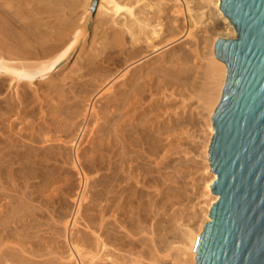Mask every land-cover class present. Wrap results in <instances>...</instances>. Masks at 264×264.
Here are the masks:
<instances>
[{
	"label": "bare ground",
	"instance_id": "1",
	"mask_svg": "<svg viewBox=\"0 0 264 264\" xmlns=\"http://www.w3.org/2000/svg\"><path fill=\"white\" fill-rule=\"evenodd\" d=\"M203 1L205 0H0V264H145L143 258L148 254V247L144 248L142 254L135 252V243L129 239V235H120L116 223L107 222L101 233H98V229L93 230L94 235L92 232L87 233L93 239L81 229L74 228L79 225V218H84L83 211L81 212L84 202L86 211L91 207L94 209V196L99 193L92 191V188L102 185L107 195L114 191L127 193L129 189L137 192L140 190L137 186L140 179L134 170L133 156L122 155L117 167L110 159L111 166L108 169L111 173L102 179L91 180L90 173L95 170L97 155L106 146L105 141L111 130L114 133L121 131L122 136L127 137L126 135L131 136L139 128L142 131L140 135L148 134L154 142L161 139L163 132L155 135L153 123L149 121L155 108L152 105L160 106V102L156 104L155 96L162 86L190 82L193 66H188L189 53L181 47L185 42L179 47L182 49L180 54L171 52V57L170 54H162L155 63L143 62V59L148 56L149 49L151 52L153 49L159 51L184 36L195 38L198 32L194 29L198 24L202 26L206 14L198 12L205 8ZM207 1L213 3V0ZM192 2H195L193 7L196 8L194 14ZM214 4L221 13L220 0H215ZM90 8L96 23L92 47L85 55L79 54L71 77L64 75L63 79H58L60 74L55 75V71L60 63L73 56L78 43H82L81 52L86 47ZM188 16L194 18L190 26L186 25ZM224 18L229 30L226 34L234 37L237 34L235 28L227 17ZM203 25V35L213 32L215 35L219 34L216 31L217 25L210 22ZM185 29L184 35L177 38V31L183 33ZM90 36L91 34L89 39ZM217 39L218 37L210 42L211 59L208 57L210 62L206 64L207 71L202 72L210 77H205L208 79L207 83L216 81L217 86L215 88V84H209L215 91L206 92L204 97L203 91L210 89L209 85L206 84L209 88L205 87L201 92L202 103L207 111L202 112L208 115L206 122L209 126L206 149L215 131L211 116L221 98L227 75L226 64L214 55ZM173 50L176 51L174 48ZM132 65L134 66L131 67ZM110 78L120 81L112 80L114 83L109 85ZM67 79H70L71 85L66 82ZM106 82L108 88L104 86ZM75 85L80 87L79 91ZM40 90L42 96L39 95ZM8 92H15L16 96L9 95ZM150 96L154 97L150 103L145 104ZM39 98L46 101L44 104L47 106L43 105L46 109L40 106L37 113L36 106L30 108L29 104H35ZM103 98L106 101L102 102ZM67 104L70 107L67 108ZM139 105H145L140 110L142 114L138 112ZM161 112L163 111L159 113ZM38 119H43V124L36 122ZM163 122L164 120L160 124ZM208 157L207 150L206 160L210 168ZM61 161L70 164L78 175V184L73 192L78 207L62 218L65 220L64 230L50 233L51 239H45V248L52 243L53 245L44 249L41 242L43 235L29 231L34 228L39 229L38 232L42 230V225L34 218L38 215L36 196L20 188L15 189V176L28 183L33 178L54 171ZM149 170L151 169L147 167V171ZM210 176L204 185L208 194L207 205L203 207L204 217L196 228L184 232V251L178 257L180 260L177 264H187V260L181 256H189V264H196L197 253L193 251V247L206 222L211 220L208 216L210 208L219 198V195L212 193L210 187L217 179V174L211 172ZM116 186L119 187L117 190ZM16 191H20L21 195L15 194ZM50 191L49 197H53L55 190ZM109 205L102 207L101 212L96 206L101 216L100 226ZM85 218L90 227L93 219L90 216ZM121 222L131 228L134 226L132 220L127 218ZM19 227L25 234L19 233ZM62 238L64 246H59ZM107 240H112L113 245L129 248V254L125 253L123 256L124 253L121 252L120 256L123 257L100 256L101 250L108 246ZM54 245L57 249L55 251ZM53 254L58 256L47 257ZM35 258L44 260L38 262ZM102 260L106 262L103 263Z\"/></svg>",
	"mask_w": 264,
	"mask_h": 264
},
{
	"label": "rangeland",
	"instance_id": "2",
	"mask_svg": "<svg viewBox=\"0 0 264 264\" xmlns=\"http://www.w3.org/2000/svg\"><path fill=\"white\" fill-rule=\"evenodd\" d=\"M214 1L215 0H213V3L208 1L207 3L206 0L203 1L202 3L205 5V8L203 10L199 9L198 12L206 13L203 18V24H208V22H210L217 25L216 31L219 34L215 35L216 33L213 32V34L205 33V35H203L204 25L202 24V26H200L198 24L194 29L196 30L195 32H198V35L200 34L201 38H204L205 36L206 38L201 39L198 35L193 39L191 37L184 36L180 40L168 44L165 46V48L163 47L160 50L158 49L159 51L155 50V52L153 49L152 53L151 49H149L148 56L143 59V62L150 61V63H155L160 59L162 54H170L169 56L171 57V52L180 54L182 52L181 50L184 48V50L189 53L190 57V59H188L189 65H187L190 67L193 66V69L190 72V76L192 77L190 82L182 85L179 83H174L175 85L169 84V86H165L166 88L162 86L161 91L155 96L156 104L160 102V106L152 105L155 106V108L149 121L153 123L152 129H155V135H159L161 132H163L161 139L159 141L155 140L154 142L150 140L148 134L140 135V132L142 131L139 128H137L136 131H133L130 134L131 136L126 135L127 137H123L121 131H119V133H114L111 130L110 136H108L105 141L106 146H104L103 151L101 150L99 152L100 155H97L98 157L95 170L90 173L92 176L91 180L102 179L111 173V171L108 169V167L111 166L109 163L110 159L115 162L113 165L117 167L120 164L122 155H125V157L133 156V165L135 166L134 170L140 179V183H138L137 186H139L140 190L143 191L139 190L137 192L134 191V189H129L127 193H116L114 191L112 193L108 192L107 195V191H105V188L102 185L92 188V191H97L99 193L95 195L96 197L94 196L96 203L93 205L94 209L91 207L86 211L84 202L81 208V212L83 211L82 217L84 216V218H79V225L74 228V230L81 229V231H84L85 234H91L92 232V235H94L93 230L98 229V233L103 232L101 229H105L104 227L107 222L112 224L116 223L115 225L120 235L123 237L129 235V239L135 243V249H137L134 250L135 252H140L139 254H142L144 248L148 247V254L143 258L145 264H177L178 260H180L179 258L181 252L184 251V232L187 229L196 228L201 223V220L204 217V208L208 202V194L206 193L204 185L207 183L209 177H211L210 175L212 171L211 166L208 168V161L206 160L207 150H209V147L206 149L209 126L207 124L208 120L206 119L208 115L205 112H202L206 111L205 105L202 103V99L204 95H206V92L209 91L210 93V90L215 91L213 86H211V89L210 85H214L216 81L210 83L212 82L210 80H213L210 79V82L207 83L206 79L210 77L207 75V73L204 75L202 72L205 73L207 71L206 68L208 66L206 64H208L207 62H210L209 60L211 59L210 44L212 43L213 39L215 40L216 37L231 39L237 37V34L234 37L232 35L228 36L226 34L229 30L227 28V22L224 18L225 15L222 13V11L219 13L220 11H218ZM194 4L195 2H192L191 7H193ZM90 10L91 18L88 19L87 23V41L86 43L84 42L86 47L83 48V51L81 52L80 50L82 48V43H78L79 45H77L73 56H71L67 61L65 60L60 63L58 69L55 71V75L60 74L58 79H63L65 76L71 77L74 73L73 71H75L76 61L79 54L84 53L83 55H85L92 47L91 43L96 23L93 19L94 14L92 8H90ZM193 11L194 12L192 13L194 14L196 11L195 7H193ZM210 15L212 18H210ZM73 17L75 18V16ZM187 19L186 25L190 26V23L194 18H189L188 16ZM186 29L183 33L177 31L176 37L178 38L183 36L186 32ZM197 30H199L200 33ZM89 34H91L90 39ZM207 40L208 42H205ZM187 41L189 43H186ZM182 42L185 43L181 45ZM180 45L182 49L179 48ZM98 46H100V44H98ZM176 47H178L180 50L177 51L178 48ZM173 48L176 49V51H174ZM190 54L192 56H190ZM208 57H210V59ZM133 66L134 65L131 67ZM205 77L207 78L205 79ZM110 79V83H108L109 85L120 81V79L117 78L114 80L113 78ZM69 80L70 79H67L66 82H69ZM107 82L106 85L104 84L105 88L109 87V85L107 86ZM35 83V85H37V81ZM70 83L71 82H69V84ZM206 84H210V89L207 90L205 88H209L206 86ZM75 86L77 87L78 85ZM32 87L35 88L36 86ZM214 87H217L216 84ZM105 88L103 89V92L105 91ZM203 89H206V91H203L204 94L202 97L201 92ZM79 90L80 87L78 86L77 91ZM8 93L9 95L15 94V92ZM39 93V95L42 96L41 90ZM199 95L200 97H198ZM150 97L147 98L148 100L146 99L147 101L145 104L150 103L152 97L154 96ZM39 99L35 104H29L30 108L36 106L37 113L40 106L43 107V105H46L44 104L46 101L44 102L42 98ZM71 99L72 97H70V102L72 101ZM97 99H99V96ZM97 99H95V101ZM101 101L104 102L106 99L103 98ZM46 106L43 108L46 109ZM66 107L68 108L70 105L67 104ZM144 107L145 105H142V107L139 105L138 112L140 113ZM160 111L163 112L160 114ZM139 113L138 116H141ZM170 117L172 119H170ZM162 120H164V122L160 124ZM36 122H39L41 125L43 124V119H38ZM6 123H8L7 120ZM158 127H160L159 130ZM167 129H170V131H167ZM58 164L60 166H56L54 171L49 172L44 176L33 178L31 182L28 183H26L24 179L15 176V189L20 188L22 190H26L28 194L32 193L33 196H36L35 205H38V215L36 214L34 218H36L37 221L42 225L40 228L42 230L38 232L39 229L34 228L29 231L32 234L37 233L39 235L40 233L43 235L44 239L41 242L44 245V249H49L50 246L53 245L52 243V245L45 248V239L47 238L46 240H50V233L54 232V230H64L63 222L65 220L62 218H64V216L70 211L74 212V210L78 207V202H76L73 197V192L78 184V175L70 164H64L62 161ZM61 167H64V169H61ZM147 167L151 170L147 171ZM49 188L50 190H55L52 194L54 195L53 197H49L51 194ZM118 188L119 187L115 189L117 190ZM103 192L106 193L104 194ZM14 193L21 195L20 191H16ZM88 195L90 196V192ZM106 204H110L111 206L109 205L104 220L102 221L103 223L100 226L101 216L99 214L102 210V207H104ZM96 206L98 209L100 208L99 213ZM111 208L113 212L111 211ZM117 213H122V215ZM116 214L118 218L117 220L120 222L116 221ZM119 215L122 216V221H124V218H127L129 221L132 220L134 226L132 225L131 228L130 225H124V222L122 224ZM89 216L93 219V227H91L92 224H90V227L87 226L88 222L86 221L85 217ZM19 228L20 231L21 227ZM19 233L25 234V231L21 230ZM90 234L87 235L89 236ZM92 235L89 237L92 238ZM133 237L135 239H133ZM111 241L112 240L109 242V240H107L108 246L106 249L103 248L104 251L103 249L101 250L99 253L100 256H103L104 258L106 255H109L110 257H123L125 256V253L126 255L129 254V248L121 247L120 245H113ZM63 242L64 240L62 238L59 241V246H64ZM12 245L17 244L12 243ZM136 245L138 246L137 248ZM54 246L55 247H53V249L55 251L57 249L56 245ZM109 247H112V249L115 248L114 250L117 253L115 254L114 250H111ZM61 249L66 250L65 247H61ZM109 250L112 252H109ZM121 252L124 253L123 256H120V254L122 255ZM54 255L55 254L47 257L55 258V256H58ZM47 257H44V259ZM181 258L187 260V264L190 263L189 256H181ZM44 259L35 258V260L38 262L43 261ZM102 262L104 263L106 261L102 260Z\"/></svg>",
	"mask_w": 264,
	"mask_h": 264
},
{
	"label": "water",
	"instance_id": "3",
	"mask_svg": "<svg viewBox=\"0 0 264 264\" xmlns=\"http://www.w3.org/2000/svg\"><path fill=\"white\" fill-rule=\"evenodd\" d=\"M236 38H218L226 80L211 121L210 186L219 195L196 264H264V0H220Z\"/></svg>",
	"mask_w": 264,
	"mask_h": 264
}]
</instances>
